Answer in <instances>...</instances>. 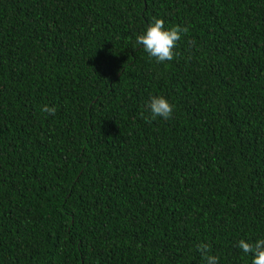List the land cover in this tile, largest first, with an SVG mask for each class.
<instances>
[{"label": "trees", "instance_id": "trees-1", "mask_svg": "<svg viewBox=\"0 0 264 264\" xmlns=\"http://www.w3.org/2000/svg\"><path fill=\"white\" fill-rule=\"evenodd\" d=\"M154 18L188 28L172 61L136 44ZM261 238L264 0H0V264H252Z\"/></svg>", "mask_w": 264, "mask_h": 264}, {"label": "clouds", "instance_id": "clouds-1", "mask_svg": "<svg viewBox=\"0 0 264 264\" xmlns=\"http://www.w3.org/2000/svg\"><path fill=\"white\" fill-rule=\"evenodd\" d=\"M187 32V27L180 26L165 29V21L154 18L146 30L136 36V44L142 47L150 59H154L157 63H165L175 58L177 44ZM147 108L150 111L151 119L163 118L168 120L172 118L174 113V106L164 96H153ZM41 110L50 115L56 113L55 107L47 105ZM237 246L243 253L252 255V264H264V238L254 242L241 239ZM196 248L203 256L206 264H219V258L209 254L211 251L209 244L200 243Z\"/></svg>", "mask_w": 264, "mask_h": 264}]
</instances>
